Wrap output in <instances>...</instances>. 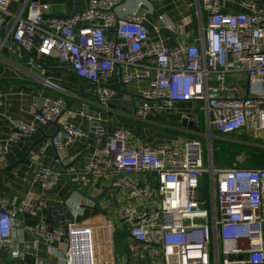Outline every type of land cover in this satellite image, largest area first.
Returning a JSON list of instances; mask_svg holds the SVG:
<instances>
[{
	"label": "built area",
	"instance_id": "obj_1",
	"mask_svg": "<svg viewBox=\"0 0 264 264\" xmlns=\"http://www.w3.org/2000/svg\"><path fill=\"white\" fill-rule=\"evenodd\" d=\"M127 1L88 0L84 9L65 17L47 15L50 4L39 0H0V52L7 49L14 54L21 48L56 56L93 84L104 108H109L117 89L102 79L125 67V83L149 80L135 110L137 119L171 110L177 102L197 101L206 115L207 130L183 146H129L133 131L117 128L82 159L59 153L58 168L39 166L32 182L40 186L44 197L63 179L79 190L89 189L101 177L113 179L126 196L125 205L114 216L119 225H128L132 241L128 237L125 243L129 262L134 264H264V167H221L214 161L219 151L216 139L249 128L254 130L253 144L264 139V6L245 1V11L224 13L221 0H197L207 12L199 43L168 47L150 39L144 0H131L134 8ZM13 2L18 3L15 11L10 10ZM158 19L175 29L167 17ZM79 22L87 24L76 29ZM110 27H114L112 35L107 32ZM28 61L41 67L35 57ZM44 83L58 87L50 79ZM3 105L0 94V111ZM65 105L63 98L44 99L34 105L35 120L49 123ZM7 118L12 130L0 139V157L37 130L33 124ZM87 136L80 126L63 122L53 145L60 152ZM201 186L206 188L203 201L199 200ZM42 197L18 201L0 192V245L28 231L35 246L44 242L58 254L54 245L68 235L64 264H77L74 255L85 250L91 264H111L113 254L117 264L113 220L107 217L102 224L88 225L70 221L66 232L62 225L47 222L42 213L49 202ZM69 201L74 214L82 204ZM23 212L42 216L37 224L22 226L18 218ZM103 228L112 230V240L96 244L94 233ZM11 254L17 257L22 252ZM125 255L128 259L126 251ZM36 264L51 263L37 257Z\"/></svg>",
	"mask_w": 264,
	"mask_h": 264
},
{
	"label": "crops",
	"instance_id": "obj_2",
	"mask_svg": "<svg viewBox=\"0 0 264 264\" xmlns=\"http://www.w3.org/2000/svg\"><path fill=\"white\" fill-rule=\"evenodd\" d=\"M245 1H253L264 6V0H221V10L224 13L243 12L246 10L243 5ZM39 2L50 4V11L47 15L65 16L84 9L88 4V0H39ZM144 2V5L153 14L154 26L158 27V30L153 28L150 31L152 41H163L168 47L199 43L203 28L207 23V12L201 3H197V0H144ZM193 2L195 5L191 6L190 4ZM127 6L134 8L135 1H127ZM17 8L18 3L16 2H13L10 6L12 11ZM161 15L167 17L175 25V29H168L164 21L158 19ZM86 24V22H79L76 29ZM107 32L112 35L114 27H110ZM33 54L41 67L33 65L25 59L27 53L24 49L18 48L14 54H11L7 49L0 52V84H11L8 92L2 95L4 105L0 111V139L6 138L12 130V124L7 116L37 127L35 132L24 135L19 141L13 143L8 154L0 157V192L6 194L10 199H17L18 201L28 197L31 199L42 197L40 186L32 182V175L39 166H50L57 169L55 158L59 153L64 158L76 156L75 159L79 160V158L82 159L88 152L96 148V146L87 142V137L77 140L60 152L53 147H47L45 151H42V147L48 145V139L46 138L35 145L43 135L54 134L56 127L50 122H37L35 120L34 105H41L44 99L63 98L65 101L70 100L81 91H84L83 98L85 100L94 99L96 96L93 92V84L72 72L67 63L61 62L56 56L38 54L35 50H33ZM125 73V67H117L110 76L102 79L105 85L117 89V93L109 102L108 109H118L120 113H110L109 120L103 122L105 136L99 140V144L103 143L106 137L115 130L113 127L114 121L117 123V128H127L133 131L132 137L128 140L129 146L140 144L156 146L164 143L183 146L187 140L196 138L197 134L207 130L206 115L201 112L197 101L177 102L171 110L153 114L147 120L137 119L135 113L130 112V110L133 111L140 105L141 91L149 85V80H134L125 83L123 81ZM45 79L52 80L59 88L45 85ZM185 116L190 119H198V127H183L182 121ZM3 117L5 118L3 119ZM60 120L62 123L72 122L89 132L91 118L79 113L76 109L71 108ZM135 122H138L141 127L139 136L136 135ZM241 133L242 139L248 137L253 141L254 130L249 128ZM25 154L26 157L21 163L14 165L13 168L7 171L3 170L17 162ZM202 184L206 185L205 182ZM92 185L99 187L96 195L101 193L104 187H107L102 200L99 198L101 208L106 210L105 213L103 214L96 205L82 204L79 209L75 210L71 221L84 225H88V223L102 224L109 217L115 223L116 235L114 240L117 248L118 234L128 233L119 232L123 225H119L114 216L115 211L125 205V193L122 189L114 186L113 179L109 176L99 178ZM72 186V183H68L67 179H63L55 189L48 191L42 198H45L50 206L60 205L63 197L71 190ZM72 201L76 205L80 202V195L75 192L69 202ZM47 213L48 210H45L42 214L46 215ZM81 213H86V216L82 217ZM41 216V214L33 215L29 212H23L18 220L22 226L35 225L40 221ZM46 219L53 226L61 225L60 221L54 217L51 219L46 217ZM112 236V230L103 228L96 230L93 238L95 243L99 244L106 240H112ZM128 241L131 242L132 239L129 237ZM54 247L60 253L55 254L54 250L50 249L44 242L35 246L32 234L28 231H21L18 235H15L11 243L0 245V264H25L24 259L18 258L25 253H32L50 263L64 264L63 255L66 254L69 247L68 235H64L60 241L56 242ZM13 250H19L22 254L14 257L11 254ZM116 250L117 264H127L125 253L123 252V255L119 258L118 248ZM74 256L77 264H91L90 254L87 250ZM110 263L116 264L114 254ZM145 263L142 262L141 264ZM129 264H134V262L131 261Z\"/></svg>",
	"mask_w": 264,
	"mask_h": 264
},
{
	"label": "water",
	"instance_id": "obj_3",
	"mask_svg": "<svg viewBox=\"0 0 264 264\" xmlns=\"http://www.w3.org/2000/svg\"><path fill=\"white\" fill-rule=\"evenodd\" d=\"M143 9L147 11V13L145 15L144 23L147 25V27L150 29V31H152L154 28L153 14H152V12H150L148 10V7L146 5L143 7ZM59 16H65V15H59ZM26 53H27V55L25 56V59L27 61L30 58L35 57L33 52H31V51L26 50ZM69 68L72 71L71 67H69ZM10 86H11L10 83L0 84V94L3 95L6 92H8ZM83 96H84V91H81L79 94L74 95L72 99L66 100V106L63 109L61 115L57 119L50 122L52 125H54L56 127V132L54 134H51V135H43V137L40 140H38L35 143V145L39 144L44 138H46V139H48V142H49L48 148H51V147L55 148V146L53 145V140H54L55 136L59 133V131L62 129V122L60 119L71 108L76 109V110H78L79 113H82L85 116L91 118L90 126H89V132H88V136H87V142L91 145H94V146H97L99 144V140L105 136V126L103 125V122L109 120L110 113H120V112L118 111V109L114 110L112 108L108 109V108L102 107L100 105L97 97H95L94 99L85 100L83 98ZM134 110H136V109H133V111L130 110V112L135 113ZM4 118L5 117H3V119ZM182 124H183V127L196 128V127H198V119H190L189 117L185 116L183 118ZM135 126L137 129L136 135L139 136L140 135V128H141L140 124L138 122H135ZM113 127H114V129L117 128L116 121H114ZM25 157H26V154L21 159H19L17 162H15L14 164L10 165L9 167H7L6 169H3V170L7 171V170L13 168L14 165L21 163ZM67 181H68V183H70V181L68 179H67ZM56 187L57 186H55L53 189H55ZM106 189H107V187H104V190L101 193H99L96 196H93V195H90V193L88 192V189L79 190V189L74 188V186H72L71 190L63 197L60 205H57V206H50L49 205V207L47 209L48 213L45 216L48 219H51L54 217L55 219L59 220L61 225L63 226V228L67 232L68 228H69L68 225L71 221V216L73 214L71 208H69V206H68V201L70 200V198H72V195L75 192L78 193L80 195L81 204L96 205L98 207V209L101 212H103V214H104L106 210L101 208V205L99 203V198H101L105 194ZM205 192H206L205 186L199 187V200L200 201H203ZM123 236L125 237V239H127L129 237V234L127 233V234H124ZM128 250H129L128 249V242H126L125 243V251H126V254L128 255L127 262L130 261ZM18 258L24 259L25 264H36L37 256L32 254V253H25L23 256L18 257ZM51 264H58V263H51Z\"/></svg>",
	"mask_w": 264,
	"mask_h": 264
},
{
	"label": "trees",
	"instance_id": "obj_4",
	"mask_svg": "<svg viewBox=\"0 0 264 264\" xmlns=\"http://www.w3.org/2000/svg\"><path fill=\"white\" fill-rule=\"evenodd\" d=\"M244 150L247 154V159L243 162L237 161L235 154L228 159H225V155L216 151L214 161L217 166H238L246 168H259L264 167V147L252 144L244 146Z\"/></svg>",
	"mask_w": 264,
	"mask_h": 264
},
{
	"label": "rangeland",
	"instance_id": "obj_5",
	"mask_svg": "<svg viewBox=\"0 0 264 264\" xmlns=\"http://www.w3.org/2000/svg\"><path fill=\"white\" fill-rule=\"evenodd\" d=\"M254 143L264 147V139H258L256 141H254ZM231 145H232V143L228 137H221V138L215 140V146L217 148H219V152L226 154L225 159L229 158L228 155H229V153H231L229 151V148L231 147ZM246 159H247V154L244 153V154L238 156L237 161H245ZM201 181H202V183H204L205 179L202 178ZM98 189H99L98 186L92 185V186H90L88 192L91 195H96ZM102 198H103V196L101 197V200H102ZM81 216L82 217L86 216V213H84V214L81 213ZM127 231H128V225H123V227L119 229V232H121V233H127ZM117 248H118L119 258H121V256L123 255V252L125 253V237L123 235H120V233L118 234ZM129 263H131V262H127V264H129Z\"/></svg>",
	"mask_w": 264,
	"mask_h": 264
},
{
	"label": "flooded vegetation",
	"instance_id": "obj_6",
	"mask_svg": "<svg viewBox=\"0 0 264 264\" xmlns=\"http://www.w3.org/2000/svg\"><path fill=\"white\" fill-rule=\"evenodd\" d=\"M241 136H242V133H237L234 135H230L228 137L232 143L231 147L229 148V151L231 152L228 155L229 158L232 156V154H235L236 155L235 157L238 159L239 155L246 153L244 150V146H249L253 144V141H251V139H249L248 137L242 139ZM223 155H226V154H223ZM240 162H243V161H240Z\"/></svg>",
	"mask_w": 264,
	"mask_h": 264
}]
</instances>
